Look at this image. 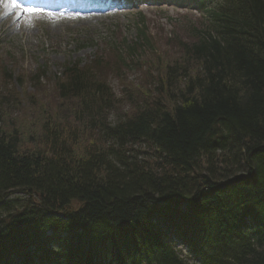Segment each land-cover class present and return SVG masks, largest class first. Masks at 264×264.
Returning a JSON list of instances; mask_svg holds the SVG:
<instances>
[{"label":"trees","instance_id":"trees-1","mask_svg":"<svg viewBox=\"0 0 264 264\" xmlns=\"http://www.w3.org/2000/svg\"><path fill=\"white\" fill-rule=\"evenodd\" d=\"M194 36L131 113L110 119L98 61L64 65L38 148L0 116V264H264V0H222Z\"/></svg>","mask_w":264,"mask_h":264},{"label":"rangeland","instance_id":"rangeland-1","mask_svg":"<svg viewBox=\"0 0 264 264\" xmlns=\"http://www.w3.org/2000/svg\"><path fill=\"white\" fill-rule=\"evenodd\" d=\"M196 1L135 0L130 10L98 14L86 20L69 18L50 22L42 16L41 19L29 17L32 24L24 17H19L14 25L7 22L0 27L2 126L19 130L22 150L38 148L39 129L47 115L64 101L66 107L67 102L71 103L58 95L59 72L69 59L86 67L96 60L109 67L102 79L107 80L111 103L116 108L111 109L110 119L140 108L147 96L163 90L159 85L155 87L157 82L152 76L165 73L167 65L182 63L184 49L192 40L191 30L200 26ZM141 21L144 25L139 27ZM139 28L147 31L148 44L139 47L133 61L129 57H123V61L111 56L113 51L124 52L125 44L135 39ZM161 79L163 82L164 74ZM73 106L70 104L68 108ZM80 146L79 155L101 149H93L99 142L89 135L81 139ZM149 156L146 153L141 158Z\"/></svg>","mask_w":264,"mask_h":264},{"label":"bare ground","instance_id":"bare-ground-1","mask_svg":"<svg viewBox=\"0 0 264 264\" xmlns=\"http://www.w3.org/2000/svg\"><path fill=\"white\" fill-rule=\"evenodd\" d=\"M26 3L30 5L29 2H26ZM79 5H81V4L79 2H76V3L72 4V7L78 9ZM82 7H84L87 10L86 4L82 5ZM18 12H19V9H14L13 11L8 12L7 8L4 6V4L0 3V27H3L7 22H11L12 25L16 24L19 17H21V18L24 17L25 21H27V23H30L28 20L29 17H31V16L32 17H39L40 16V13H37V12L25 13L23 15L17 16ZM85 18H86V14H85ZM50 26L53 27V25H50ZM7 29H9V28H7ZM28 30H29V33L32 32V29H28ZM155 227H156V229H153V230L156 232V230H159V229H161V227H164V226L162 224L160 225L159 221H155Z\"/></svg>","mask_w":264,"mask_h":264},{"label":"snow or ice","instance_id":"snow-or-ice-1","mask_svg":"<svg viewBox=\"0 0 264 264\" xmlns=\"http://www.w3.org/2000/svg\"><path fill=\"white\" fill-rule=\"evenodd\" d=\"M0 3L4 4L8 12L13 11L14 9H19L17 16L23 15L25 13H35L43 11V9L40 8L26 7L21 3V0H0Z\"/></svg>","mask_w":264,"mask_h":264}]
</instances>
